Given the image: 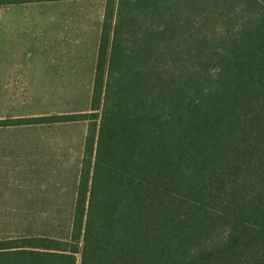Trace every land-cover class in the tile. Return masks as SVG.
I'll list each match as a JSON object with an SVG mask.
<instances>
[{
  "label": "trees",
  "instance_id": "1",
  "mask_svg": "<svg viewBox=\"0 0 264 264\" xmlns=\"http://www.w3.org/2000/svg\"><path fill=\"white\" fill-rule=\"evenodd\" d=\"M36 120L87 123L70 234L0 264H264V0H105L89 112Z\"/></svg>",
  "mask_w": 264,
  "mask_h": 264
},
{
  "label": "rangeland",
  "instance_id": "2",
  "mask_svg": "<svg viewBox=\"0 0 264 264\" xmlns=\"http://www.w3.org/2000/svg\"><path fill=\"white\" fill-rule=\"evenodd\" d=\"M105 0L39 1L34 39L0 31V239L69 238ZM3 17L0 13V20Z\"/></svg>",
  "mask_w": 264,
  "mask_h": 264
},
{
  "label": "crops",
  "instance_id": "3",
  "mask_svg": "<svg viewBox=\"0 0 264 264\" xmlns=\"http://www.w3.org/2000/svg\"><path fill=\"white\" fill-rule=\"evenodd\" d=\"M37 0H0V31L4 37V46H15L12 40L22 38L33 40L37 23ZM100 36V35H99ZM99 41V40H98Z\"/></svg>",
  "mask_w": 264,
  "mask_h": 264
}]
</instances>
